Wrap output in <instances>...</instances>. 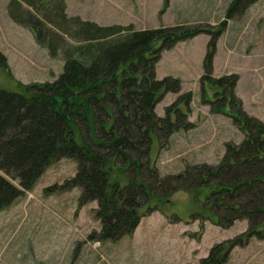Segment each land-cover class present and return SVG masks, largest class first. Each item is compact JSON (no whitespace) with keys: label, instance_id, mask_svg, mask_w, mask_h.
<instances>
[{"label":"trees","instance_id":"1","mask_svg":"<svg viewBox=\"0 0 264 264\" xmlns=\"http://www.w3.org/2000/svg\"><path fill=\"white\" fill-rule=\"evenodd\" d=\"M256 1L231 0L215 28L186 23L136 30L132 24L81 21L77 32L94 42L75 55L67 53L55 80L18 83L19 90L0 88V210L31 190L50 164L69 158L76 170L61 186L79 189L80 206L96 202L93 213L100 228L90 235L95 240L131 234L143 212L157 210L175 191L202 189L207 191L202 201L207 219L222 228L243 219L247 229L213 244L199 264H223L233 247L251 237L264 238V122L241 110L234 93L236 73L212 76L217 39L227 21ZM62 8L55 3L44 9L45 24L65 28ZM33 28L53 53V42L45 44L41 36L50 34L54 42L61 38L50 29ZM198 34L209 36L200 81L222 90L221 101L210 102L212 110L231 117L243 139L226 142L215 164L187 163L176 174L162 175L150 162L153 139L164 143L174 131L193 124L187 118L189 91L167 105L163 116L155 113L162 95L180 88L176 78L157 79L155 64L163 50ZM0 68L10 72L2 53ZM201 97L206 102L203 91ZM226 106L231 114L224 111Z\"/></svg>","mask_w":264,"mask_h":264},{"label":"rangeland","instance_id":"2","mask_svg":"<svg viewBox=\"0 0 264 264\" xmlns=\"http://www.w3.org/2000/svg\"><path fill=\"white\" fill-rule=\"evenodd\" d=\"M230 1L0 0V53L10 70L0 68V88L19 90L18 83L55 80L67 53L75 55L78 48L94 42L77 32L81 21L98 26L132 24L136 30L186 23L215 28ZM55 3L63 6L66 29L45 24L43 11L53 9ZM32 26L42 32L50 29L61 38L54 42L50 34L41 36L45 44L53 42V53ZM208 38L198 34L178 41L163 50L155 64L157 79L169 76L180 83L177 92L162 95L155 113L163 116L167 105L189 91L187 118L193 124L190 129L174 131L164 143L153 139L150 162L162 175L176 174L187 163L215 164L226 142L243 139L231 117L212 110V103L221 101L222 90L200 81ZM230 73L238 75L234 93L241 110L264 122V0L227 21L217 39L212 76ZM202 91L206 102L201 101ZM179 106L186 109L183 103ZM224 111L231 114L228 106ZM75 170L73 159L61 158L45 169L31 190L0 210V264H199L213 244L247 229L243 219L226 228L207 219L209 213L202 210L207 191L202 189L197 193L175 191L157 210L143 212L131 234L114 241L95 240L90 235L100 228L93 213L96 202L80 206L79 189L61 186ZM197 214L202 217L195 218ZM223 264H264V238L251 237L233 247Z\"/></svg>","mask_w":264,"mask_h":264}]
</instances>
